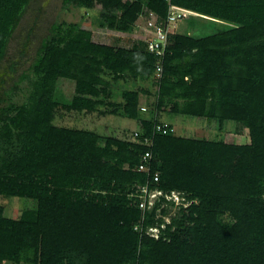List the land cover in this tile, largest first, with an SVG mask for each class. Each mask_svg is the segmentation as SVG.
<instances>
[{
  "label": "trees",
  "instance_id": "obj_1",
  "mask_svg": "<svg viewBox=\"0 0 264 264\" xmlns=\"http://www.w3.org/2000/svg\"><path fill=\"white\" fill-rule=\"evenodd\" d=\"M33 0H0V66ZM225 23L203 36L177 33L164 61L157 107L178 115L234 121L249 143L157 134L152 147L156 186L183 192L142 212L129 194L149 179L138 171L145 144L54 123L59 78L75 81L68 109L93 111L114 80H146L157 57L144 42L117 47L92 41L74 22L55 21L28 72L0 95V194L28 197L36 207L8 217L0 203V264H264V0H172ZM101 5L108 26L134 27L146 8L166 17V0H64ZM28 79L26 100L12 94ZM144 88L123 92L124 111L139 118ZM156 119H143L150 134ZM163 200H165L163 198ZM235 219L231 226L223 216ZM167 218L170 219L167 222ZM139 226L135 229V226ZM162 225H165L162 228ZM160 228L156 240L147 234Z\"/></svg>",
  "mask_w": 264,
  "mask_h": 264
},
{
  "label": "rangeland",
  "instance_id": "obj_2",
  "mask_svg": "<svg viewBox=\"0 0 264 264\" xmlns=\"http://www.w3.org/2000/svg\"><path fill=\"white\" fill-rule=\"evenodd\" d=\"M126 1L131 2V0ZM102 13L103 9L101 5L91 4L85 8L74 4L65 6L64 0H33L14 32L9 44L8 54L0 66V95L5 96V91L10 90L12 86L14 87L15 83L21 79V76L28 72V65L40 46L42 39L47 36L51 25L55 21L65 20L74 22L87 30L95 28L97 29V32L95 31L97 34L109 39L110 42H113L116 38H121L123 40L122 45L126 47H132L138 35L143 34V29L140 28L145 23L143 14H140L129 33L122 34L114 29H101V23L105 22ZM226 27L228 26L225 23L218 20L192 14L179 23L177 32L192 36H203L214 30H223ZM114 84L118 90H121V88L137 87L149 90L150 94L146 95L147 100H144L143 103L149 104L151 107L150 118H156V120L169 123L173 119H181L180 122L183 126L181 127L184 128V131L181 132L183 135L194 138L233 140L236 141L235 143H249L251 141L249 129L242 127L234 121H227L221 124L217 120L174 114L169 111V107L158 109V84L153 75L146 80H130L127 83H124L122 80H114ZM18 86L19 89L12 96L16 102L21 103L26 100L28 94V79H23V81L19 82ZM56 86L57 83L55 84V97L57 95ZM1 105L2 103H0ZM180 131L178 127L175 133L180 134ZM0 203L5 207L6 216L17 218L24 209L36 207L37 201L28 197L0 194ZM177 209L173 208L172 210L175 212ZM223 222L227 226H231L235 222V219L227 214L223 216ZM1 264L17 263L3 261Z\"/></svg>",
  "mask_w": 264,
  "mask_h": 264
},
{
  "label": "built area",
  "instance_id": "obj_3",
  "mask_svg": "<svg viewBox=\"0 0 264 264\" xmlns=\"http://www.w3.org/2000/svg\"><path fill=\"white\" fill-rule=\"evenodd\" d=\"M169 4V10L166 17L161 18L156 12L146 8L144 10L143 17L145 23L141 35H138L136 42H144L145 48L150 53H153L156 57L155 69L153 76L158 84V93L160 88V82L164 73V61L167 52L171 51L173 45V36L177 34V27L179 23L189 15H200L199 13L190 10L188 8L176 5L172 0H166ZM201 16V15H200ZM138 25V23H137ZM176 128L169 122L155 120L152 132L145 134L142 129L136 130L131 135L133 141L145 144L148 148L142 154L141 160L137 165V170L146 172L149 175V179L146 183L139 186L133 193L129 194L132 205L142 212L140 220H143V212L146 209L153 208L157 203H161V207L167 203H172L173 208H179L180 206L188 207L190 201L187 200L183 192L171 191L164 192L156 185L160 183V172L153 169V151L154 138L157 134H167L175 132ZM163 198L165 200H163ZM170 221L169 218L166 219ZM138 225L135 229H138ZM165 225H162L164 228ZM147 234L154 237L156 240L160 237V228L151 227L147 231Z\"/></svg>",
  "mask_w": 264,
  "mask_h": 264
},
{
  "label": "crops",
  "instance_id": "obj_4",
  "mask_svg": "<svg viewBox=\"0 0 264 264\" xmlns=\"http://www.w3.org/2000/svg\"><path fill=\"white\" fill-rule=\"evenodd\" d=\"M100 27L101 29H110L108 26L100 25ZM89 30L92 32V41L96 43L114 45L117 47H126L122 45L123 40L121 38H116L113 42H110L109 39H106L104 36L97 34V29L93 28ZM118 32L123 34L129 33L130 31ZM104 79L108 82V85L106 86L101 85V87L105 90L102 91V93L98 97H92L101 100V103L97 105L95 110L89 111L87 109L70 110L68 109V107H66V105L71 101L73 96L77 94L76 84L75 81L71 79H67L64 77L59 78L57 81L56 90L57 96L62 103L57 108L54 123L59 126L93 130L99 133L100 135L117 137L121 139H131V135L133 134V132L142 129L143 119H152L150 118L151 107L149 106V104L143 103L144 100H147L146 95H149L150 91H148V93H141L140 95L139 118H131L124 111L125 100L123 98V92L127 89H138V87L121 88V90H118L114 84L113 76L110 73L104 74ZM118 80H122L124 83H127L130 80L140 81V79L134 78H122ZM71 81L73 82L72 84ZM180 120L181 119L179 118L173 119L171 124L174 125L175 128L179 127V129L181 130L180 134L178 135L187 136L181 133L182 131H184V128H182L183 126ZM225 141L232 143L236 142L233 140Z\"/></svg>",
  "mask_w": 264,
  "mask_h": 264
}]
</instances>
